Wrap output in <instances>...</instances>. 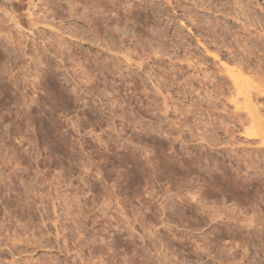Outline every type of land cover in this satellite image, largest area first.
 <instances>
[{
    "label": "rangeland",
    "instance_id": "rangeland-1",
    "mask_svg": "<svg viewBox=\"0 0 264 264\" xmlns=\"http://www.w3.org/2000/svg\"><path fill=\"white\" fill-rule=\"evenodd\" d=\"M0 264H264V0H0Z\"/></svg>",
    "mask_w": 264,
    "mask_h": 264
},
{
    "label": "bare ground",
    "instance_id": "bare-ground-1",
    "mask_svg": "<svg viewBox=\"0 0 264 264\" xmlns=\"http://www.w3.org/2000/svg\"><path fill=\"white\" fill-rule=\"evenodd\" d=\"M19 1H21V0H19ZM97 10V9H96ZM95 11V10H94ZM94 11H93V14H92V16L94 17V14H100V13H103V12H105L106 10L105 9H98L97 11H95V13H94ZM71 13V12H70ZM75 12H72V15L74 14ZM81 13H83V12H81ZM81 15V14H80ZM92 16H90V15H88L87 13H84V18H88V19H92ZM103 15H101V17H102ZM18 20V19H17ZM237 83V82H236ZM236 83H235V85H236Z\"/></svg>",
    "mask_w": 264,
    "mask_h": 264
}]
</instances>
